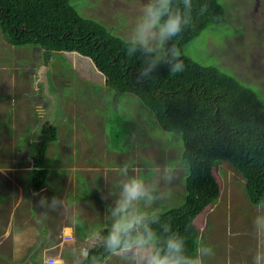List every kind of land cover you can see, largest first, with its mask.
Wrapping results in <instances>:
<instances>
[{"label": "rangeland", "instance_id": "1", "mask_svg": "<svg viewBox=\"0 0 264 264\" xmlns=\"http://www.w3.org/2000/svg\"><path fill=\"white\" fill-rule=\"evenodd\" d=\"M219 1L225 8L224 21L210 24L198 37L183 44L182 53L202 65L216 66L233 74L252 87L264 101V0ZM70 2L81 15L101 22L125 39L147 0ZM6 47L10 48L5 43ZM4 49L0 48V53ZM11 52L13 58H10L9 66L2 65L0 60V82L4 85V96H9L8 102L3 105V116H0L2 158L14 159L19 153L15 147L18 143L11 137L12 133L5 126V121L8 124L13 119L21 121L32 108L37 123L26 138L25 152L30 151L34 156L42 126L52 124L57 127L58 139L48 146L46 162L51 164L54 151L69 150L70 146L63 145L69 144L68 141H78L79 146H85L87 137L83 135L84 127L82 129L80 125L83 123L90 132L89 142L93 145L91 160L102 169L90 177L87 165L83 164L87 159L86 153L82 156L83 163L77 164L72 158L69 160L70 164L67 162L64 165L74 167L73 175L67 169L63 172L67 180L64 193H80V197H69L71 199L65 198L66 202L64 201L66 206L62 211L63 222L71 226L73 223L78 236L74 234V238L71 236L63 243H73L69 244L72 247L68 249L71 258L55 256L62 258L63 264H78L79 250L93 249L99 244L97 233L107 228V208L119 192L112 190L120 188L125 179L119 171L124 163L130 165L129 174H139L150 183L159 180L160 191L170 190V197L158 201L153 207H159L162 212L184 201L187 166L185 168L186 164H183L184 142L178 130H162L156 124L153 112L134 94L116 93L105 85L103 75L88 57L75 52L47 53L34 44L15 46ZM9 107H13L15 114L12 110L13 118L4 120ZM76 126L79 129H75ZM8 164L11 165H5L7 169L19 168V162ZM165 167L175 177L171 184L161 178V170ZM11 175L12 172L7 170L5 175L0 174V178L4 180L3 184L0 180V202L7 214L14 205V201L9 200L13 198L14 194L11 192L14 190H7L12 187V182L8 180ZM214 175L220 184V194L215 203L207 207L195 221L201 232L200 236L214 249V255L207 259L206 264H251V257L256 249L251 225L255 205L246 198L245 181L230 163H218ZM27 186L30 188L29 182ZM24 191L26 193V188ZM102 193L107 197L106 200L101 199ZM41 195L46 197L51 193L43 191ZM25 198L23 193L22 199L32 207L25 208L24 213L35 217V220L39 219L41 216L37 212V201L40 197ZM20 212H23L22 208L14 210L16 215ZM22 250L29 251V264H36L35 257L38 259L40 253L37 254L35 248L29 249L27 246ZM15 260L18 258L8 259V262L15 264ZM23 260L24 257L19 258V263ZM98 264L122 262L119 258L108 255Z\"/></svg>", "mask_w": 264, "mask_h": 264}, {"label": "trees", "instance_id": "2", "mask_svg": "<svg viewBox=\"0 0 264 264\" xmlns=\"http://www.w3.org/2000/svg\"><path fill=\"white\" fill-rule=\"evenodd\" d=\"M203 4L207 10L201 14ZM224 19L225 8L219 0H193L192 24L174 43L181 48L210 24ZM0 31L10 45L34 44L47 53L75 52L88 57L105 85L116 93L134 94L153 112L162 130L181 133L187 166L185 197L180 205L162 211L161 223L169 222L186 237L190 253L195 237L201 234L196 219L220 194L214 175L218 163L228 162L241 174L252 205L264 199V101L233 74L183 54V72L170 74L167 66H161L151 80L138 82L142 57H129L123 37L81 15L70 0H0ZM57 139V127L44 124L31 158L33 192L44 187L49 172L47 149ZM98 245L84 264L107 258L109 254Z\"/></svg>", "mask_w": 264, "mask_h": 264}, {"label": "clouds", "instance_id": "3", "mask_svg": "<svg viewBox=\"0 0 264 264\" xmlns=\"http://www.w3.org/2000/svg\"><path fill=\"white\" fill-rule=\"evenodd\" d=\"M207 10V4L200 6V13ZM193 21V0H147L139 10L135 23L124 39L129 57L139 54L142 64L136 76L138 82L151 80L161 66H167L170 74L184 71L183 53L174 43ZM128 163L119 169L122 180L118 194L107 208L106 231L97 233L96 239L109 256L119 258L122 264H206L214 255L211 245L197 235L190 253L187 239L173 230L169 222L161 223L162 212L153 207L158 201L170 197V190L160 191L159 180L148 182L139 174H129ZM161 178L168 184L175 179L172 171L165 167ZM37 203H46L39 192ZM101 199L107 197L102 193ZM53 205H58L56 197ZM160 227H157V226ZM256 249L251 264H264V199L255 204L251 222ZM96 245H94L95 247ZM89 248L78 251V264L90 259Z\"/></svg>", "mask_w": 264, "mask_h": 264}, {"label": "crops", "instance_id": "4", "mask_svg": "<svg viewBox=\"0 0 264 264\" xmlns=\"http://www.w3.org/2000/svg\"><path fill=\"white\" fill-rule=\"evenodd\" d=\"M5 43L8 44L10 48H5ZM14 47L15 45H10L6 42V37L0 31V48H5L3 52L0 53V60L2 62V65L9 66L10 58H13L11 49H14ZM3 91L4 85L2 84V82H0L1 117L3 116V112L5 109L3 105H6L5 102L7 103L9 99L7 98L9 96H4L5 94L3 93ZM12 108L13 107L8 108V112L4 120L13 118ZM30 110L31 111L27 115V117L22 118L21 121H15V119H13V122L11 124H8V122L5 121L7 123V125L5 126H8L9 131L12 133L11 137H14V140L16 141V143H18V145H16L15 147H17L19 153L17 157L9 160H4L2 158L3 155L0 153V174L5 175V170L12 172L11 178H8V180L12 182V187L7 188V190H10V188L14 190L11 192L14 194L13 198L9 199L10 201H14V205L11 206V211L9 214L6 213V208H3V204L2 202H0V264H10L8 262V259H12L14 257L18 258V260L14 261L15 264H29L30 253L29 251L22 250L26 246L29 249L35 248L37 254L40 253L38 255V259L37 257H35L36 264H45L44 260L48 256L59 255L63 256V258L65 259L68 256L71 258L70 253H68V249L72 247V245H69L72 242L63 244L66 241L64 235H67L66 233H68L67 236H72V238H74V234H77L78 231H75V225H73V223L71 226L70 224H66L65 222H63L62 211L65 210V200L69 197L79 198L80 193L78 195L75 193H69L68 195H66L64 193L67 180L63 176V172L65 171V169H67L71 171L72 175L74 173V167L70 168L65 167L64 165L67 162L70 164L69 160H71L72 158L73 161L77 164L81 162L83 163L82 156L83 153H86L87 159L84 161L83 164L87 165L86 170L90 172V177H93L94 173L98 174L99 171L102 170L99 164L93 163L91 160V157L93 155V145H91L89 142L90 132L87 128H85L86 126L82 123L80 125L82 126V129L83 127L85 129L83 135L87 137V142L85 146L84 144L82 146H79L78 141H76L75 143V141L73 142V140H70L67 142L69 144H63L70 146L68 151L64 152L59 149L53 152L52 163L47 164L49 172L44 187L40 191H38L40 193L46 191V193H51V195L45 197L47 201L46 203H44L43 205L39 203L37 205V212L41 216L39 219L35 220V217L27 216L26 213H24V209H29L32 206H28L27 202L22 199V195L24 193V195L26 196L25 200H27V197H34V192L32 191L31 187L29 188L27 186V182H29L28 177L30 176V171L32 168V154L30 153V151L25 152V144H27L26 138L29 136L31 131L36 128L37 123L36 118L33 115L32 108H30ZM13 112L15 114L14 110ZM8 114L11 115L8 116ZM75 129L79 128L76 126ZM26 153L27 155H25ZM13 162H19V168L18 166L11 169H7L5 167V165H11L8 163ZM83 177L85 178V176ZM0 180L3 184L4 180L2 178H0ZM86 185L88 186L87 183ZM24 188H26V193L24 191ZM89 189H91V187H89ZM117 190H119V188L115 187L112 191L115 192ZM9 196H11L10 193ZM51 196L57 198V200L59 201L58 205H53V197ZM18 208H22L23 212H20L18 215H16L14 213V210ZM14 222L15 226L13 227ZM66 229L70 230L66 231ZM21 257H24V260L19 263V258ZM67 261H70V259Z\"/></svg>", "mask_w": 264, "mask_h": 264}, {"label": "built area", "instance_id": "5", "mask_svg": "<svg viewBox=\"0 0 264 264\" xmlns=\"http://www.w3.org/2000/svg\"><path fill=\"white\" fill-rule=\"evenodd\" d=\"M68 235V234H67ZM64 235L65 239H70L71 237ZM45 264H63L64 260L60 257H55V256H48L45 260H44Z\"/></svg>", "mask_w": 264, "mask_h": 264}]
</instances>
